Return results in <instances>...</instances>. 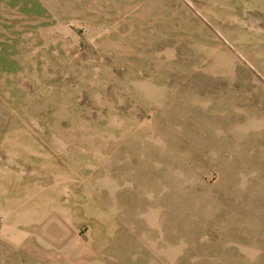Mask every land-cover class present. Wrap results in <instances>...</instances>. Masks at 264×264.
<instances>
[{
    "label": "rangeland",
    "instance_id": "obj_1",
    "mask_svg": "<svg viewBox=\"0 0 264 264\" xmlns=\"http://www.w3.org/2000/svg\"><path fill=\"white\" fill-rule=\"evenodd\" d=\"M0 264H264V0H0Z\"/></svg>",
    "mask_w": 264,
    "mask_h": 264
}]
</instances>
